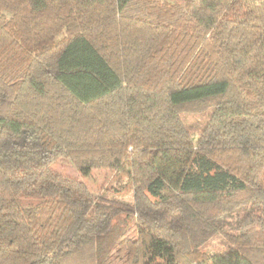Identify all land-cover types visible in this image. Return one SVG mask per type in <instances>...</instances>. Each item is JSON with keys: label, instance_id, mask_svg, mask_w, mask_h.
<instances>
[{"label": "trees", "instance_id": "16d2710c", "mask_svg": "<svg viewBox=\"0 0 264 264\" xmlns=\"http://www.w3.org/2000/svg\"><path fill=\"white\" fill-rule=\"evenodd\" d=\"M0 264H264V0H0Z\"/></svg>", "mask_w": 264, "mask_h": 264}, {"label": "rangeland", "instance_id": "374dc122", "mask_svg": "<svg viewBox=\"0 0 264 264\" xmlns=\"http://www.w3.org/2000/svg\"><path fill=\"white\" fill-rule=\"evenodd\" d=\"M183 118L193 133L198 135L199 128H197V125L201 124L204 114L193 112L184 113ZM54 167L61 172L77 176L83 180L88 188L95 194H101L109 198H116L126 202H131L133 200L132 182L129 178L128 168L106 169L95 167L80 169L68 158H61L56 161ZM222 245H225V237L220 234L214 235L205 244L207 248L212 249H219V246ZM161 260L162 259L158 258V261Z\"/></svg>", "mask_w": 264, "mask_h": 264}]
</instances>
